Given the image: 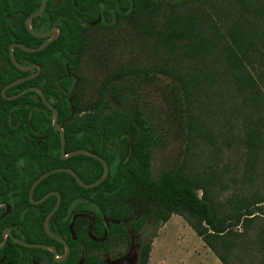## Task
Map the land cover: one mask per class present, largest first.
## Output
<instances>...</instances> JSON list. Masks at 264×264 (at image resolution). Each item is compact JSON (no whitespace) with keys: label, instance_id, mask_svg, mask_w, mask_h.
Returning a JSON list of instances; mask_svg holds the SVG:
<instances>
[{"label":"trees","instance_id":"trees-1","mask_svg":"<svg viewBox=\"0 0 264 264\" xmlns=\"http://www.w3.org/2000/svg\"><path fill=\"white\" fill-rule=\"evenodd\" d=\"M189 1L47 0L44 12L31 19L35 31L55 25L59 36L40 50L29 52L17 46L13 48L20 64H38L40 70L35 76L9 87L5 95L38 86L58 111L57 123L64 130L65 152L89 149L107 161L109 172L102 182L90 188L80 186L65 171L44 177L34 188L33 199L38 200L51 190L59 192L60 204L49 219V228L67 241L68 255L62 261H55L53 253L46 248L23 246L7 237L0 248V264H104L101 254L114 257L118 247L123 248L118 255L124 254L131 245L132 233H139L148 223L164 224L173 213L186 220L223 264L227 263L216 243L223 246L227 235H240L237 228H246L254 220L262 221L259 248H264L261 208L264 196L255 189L249 195H233L226 200L231 210L220 215L223 202H214L209 190L212 173L206 177L192 175L181 160L161 171L159 176L152 175L155 129L143 117L137 99L134 98L130 112L117 106L107 109V95L117 105L121 104L119 81L135 78L151 82L160 72L169 77L168 83L160 89L167 106L162 131L168 132L171 126L183 130L187 146L193 134L199 133L197 113L193 112L194 90L200 81L204 83L201 78L206 79L207 86L213 82L210 77L213 72L207 73L206 68L216 65L228 71V86L233 98L241 102L240 106L253 113L264 105V0H228L226 34L219 32L214 24L210 27L213 34L210 29H201L209 15L200 5L194 13L173 11V7ZM73 2L79 6L94 3L104 11L115 7L120 16H129L138 9V23L144 33L157 37L172 51H180L185 60H196V70L181 73L174 65L168 69L151 67L117 72L103 82L96 102L81 106L76 95L79 76L73 68L82 50L81 36L88 27L68 16L66 5ZM40 3L41 0H0V180L4 181L0 183V204L4 205L1 214L9 206L8 213L0 216V242L3 228L10 227L16 237L53 245L61 255L64 245L49 236L43 226L57 197L51 195L40 203H32L28 195L31 183L43 172L61 166L72 168L81 181L93 182L104 168L99 160L88 155L60 157V133L52 124V111L38 93L27 91L15 99L1 95L5 84L37 70L17 68L10 61L9 45L12 42L29 47L41 44L42 39L32 35L25 26L26 17L35 12ZM161 4L168 6L169 11L163 13V22L156 27L153 18L159 14ZM88 15L92 17L82 19L94 18V10ZM108 18L111 19V14ZM204 30L208 31L207 35H216V39L205 36ZM208 52L213 53L210 59L206 56ZM197 65L204 69H198ZM69 74L78 79L74 88L76 79ZM70 96L74 114L67 119L71 112ZM263 123L246 120L244 124L243 120L246 167L250 168L244 178L249 182L263 144L259 127ZM151 243L152 237L141 243L137 264H147ZM262 254L264 256V252Z\"/></svg>","mask_w":264,"mask_h":264},{"label":"rangeland","instance_id":"rangeland-1","mask_svg":"<svg viewBox=\"0 0 264 264\" xmlns=\"http://www.w3.org/2000/svg\"><path fill=\"white\" fill-rule=\"evenodd\" d=\"M197 5L207 10L209 15L202 22L201 29L209 31L214 24L219 32L226 34L228 0H191L182 6L173 7V11L194 13ZM160 7L159 14H155L153 18L156 27L163 22V13L169 11L164 4ZM138 16V9H134L131 15H121L118 22L110 27L86 29L88 31L82 50L73 68L79 76L76 95L81 106L96 102L103 82L117 72L151 67L168 69L175 65L176 71L193 73L196 60H185L180 51H172L167 44L158 41L157 37L144 33L143 27L138 23ZM210 30L213 34V28ZM208 31L204 30L205 36L214 41L216 35H207ZM211 55L212 52L206 54L207 58L212 57ZM197 66L198 69H204V66ZM210 71L213 72L210 76L213 82L207 86L206 79L201 78L204 83L200 81L194 90L196 98L192 102L193 112L197 113L199 133L193 134L187 146L183 130L171 126L168 132L162 131L167 106L160 89L168 83V76L158 72L151 82L135 78L119 81L117 87L122 89L120 105L110 96L105 97L109 98L107 109L117 106L130 112L134 98L139 102L143 117L155 129L156 142L151 152V171L154 177L181 160L185 162L186 171L192 175L206 177L212 173L209 190L214 202H223L219 208V214L222 215L231 210L226 200L233 195H249L255 189L264 196V123L259 126L263 144L259 157L252 166L250 182L244 178L245 171L250 168L246 167L248 156L243 143V120L244 124L246 120L251 123L263 122L264 105L250 113L246 107L240 106L242 104L238 99L233 98L228 86V71L217 65L206 68L207 73ZM3 206L0 205V211ZM261 208L264 212V202ZM261 224L262 221L254 220L246 228L239 226L237 232L240 235H227L223 246L216 243L227 264H264V248H259ZM131 237V245L124 254L118 255L123 250L121 247L116 249L114 257L101 254L104 264H137L141 243L151 237L150 259L147 264L221 262L186 220L176 213L171 214L167 226L148 223L139 233H132Z\"/></svg>","mask_w":264,"mask_h":264},{"label":"water","instance_id":"water-1","mask_svg":"<svg viewBox=\"0 0 264 264\" xmlns=\"http://www.w3.org/2000/svg\"><path fill=\"white\" fill-rule=\"evenodd\" d=\"M45 5H46V0H41V3H40V6H39L38 10L35 11V12H33V13H31V14H29L26 17V19H25V26H26L27 30L32 35H34L36 37H40L41 38V37H46L48 35H50L51 37L45 39L43 42H41V44H39L38 46H35V47H29V46L23 45V44L18 43V42H12L9 45V58H10V61L17 68H19L22 71L32 70L33 68H37V70L34 73H32V74L19 77V78L15 79V80H13V81L5 84L2 87V89H1V95L4 96L7 99H15V98L23 95L27 91H35L36 93H38L40 95L41 99L43 100V103L52 111V124H53L54 128L56 130H58L59 133H60V157L61 158H67V157H71V156L76 155V154L88 155V156L94 157L97 160H99L103 164L104 170H103V173L101 174V176L98 179H96L93 182H88L87 183V182L81 181V179L79 178V176L77 175V173L72 168L61 166V167L52 168V169H49V170L43 172L37 178H35L33 180V182L31 183V186L29 188V194L28 195H29V199H30V201L32 203H34V204L40 203L41 201L45 200L46 198H48L51 195H56V197H57L56 198V202H55L53 208L48 212V214L46 215V217L44 219L43 226H44L45 232L49 236H51L52 238L58 240L59 242H61L64 245V251H63V253L61 255L58 254L56 248L53 245L39 243V242H28V241H25V240H23V239H21L19 237H16L15 235H13L11 233L10 227H5L2 230V240L0 242V248L4 245V243L6 241V238L7 237H10L15 243H18V244L23 245V246L46 248V249L50 250L53 253V256H54V260L55 261H62L68 255L69 250H70V247H69V245H68V243H67V241L65 239H63V238L57 236L56 234H54L50 230V228H49V219H50L51 215L59 207L60 200H61V196H60V194H59L58 191L51 190V191H48L47 193H45L38 200H34L33 199V191H34V188L36 187V185L44 177H46L50 173L57 172V171H65V172H68L69 174H71L76 179L77 183L80 186H82V187H85V188L94 187V186L98 185L100 182H102L106 178V176H107V174L109 172V165H108L107 161L102 156H100L99 154H97L95 152H92L91 150L86 149V148H76V149H73V150H71V151H69L67 153L65 152V135H64V130L62 129L61 125H59L57 123L58 111L56 110V108L54 107V105L49 100H47V98L45 97L44 93L42 92V90L38 86H29V87L23 88L22 90H20L16 94H13V95H5V91L9 87L18 84V83L22 82L25 79H28V78H31V77L35 76L38 73V71L40 70V66L38 64H31V65H23V64H20L16 60V58H15V55H14V52H13V48L17 46V47H20L22 50L29 51V52H32V51H35V50H40V49H43L47 44H49L54 38H56V36L58 34V29H56V28H53V29L49 30L48 32H37L34 29H32V27L30 25L31 19L33 17H35V16L40 15L43 12V10H44ZM69 103H70L71 112H70V116L67 119H70L73 116V114H74V106H73V103H72V97L71 96L69 97ZM8 210H9V206L7 205L6 212ZM70 228H71V225H70ZM71 232H72V229H71ZM78 264H81V262H79Z\"/></svg>","mask_w":264,"mask_h":264},{"label":"flooded vegetation","instance_id":"flooded-vegetation-1","mask_svg":"<svg viewBox=\"0 0 264 264\" xmlns=\"http://www.w3.org/2000/svg\"><path fill=\"white\" fill-rule=\"evenodd\" d=\"M54 1H56V0H54ZM46 3H47V0H46ZM96 5L97 4H94V3H92V4L91 3H87V4L84 3L81 6H79L76 2H73L72 5H66V7L69 8L68 16H73V18L75 17L81 25L87 26L88 28H95V27H99V26L110 27L111 25L115 24L114 22H118L120 14L115 9V7L111 8V9L108 8L107 9L108 12H107V11H104V9L97 8ZM45 7H46V5H45ZM44 10H45V8H44ZM44 10H43V12H44ZM91 10H94L95 17L90 19L89 21L83 20L82 18H84V17H87V16L88 17H92V15H88V13ZM110 14H111V19L108 18V17H110ZM30 25H31V23H30ZM53 28L58 29V34L56 36V38H57L59 36L60 31H59V28L57 26H55V25L49 26L47 29H44V30H42L40 32H48L49 30H51ZM87 31L88 30H84V33L81 36V38L83 40H84V37H85ZM49 37H51V36L48 35L46 37H41V39H42L41 41L43 42L45 39H47ZM38 38H40V37H38ZM56 38H54V39H56ZM32 73H34V72L30 71V73L28 72L25 75H29V74H32ZM69 76L74 78V80L76 79L75 81H73L72 88H74L75 85L77 84V80L78 79L75 77L74 74H69ZM3 182L4 181L0 180V183H3ZM0 205H2V204H0ZM7 213H8V211L7 212L5 211L4 213L1 214V211H0V216H4Z\"/></svg>","mask_w":264,"mask_h":264},{"label":"crops","instance_id":"crops-1","mask_svg":"<svg viewBox=\"0 0 264 264\" xmlns=\"http://www.w3.org/2000/svg\"><path fill=\"white\" fill-rule=\"evenodd\" d=\"M169 220H170V218L168 219V221H169ZM168 221H166V222L164 223V226H167ZM149 259H150V257H149ZM219 264H222V263L219 262Z\"/></svg>","mask_w":264,"mask_h":264}]
</instances>
